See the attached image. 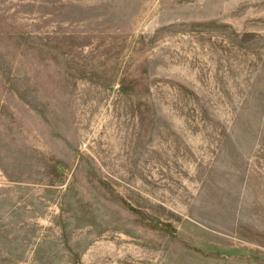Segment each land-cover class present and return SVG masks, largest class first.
Listing matches in <instances>:
<instances>
[{
  "label": "rangeland",
  "instance_id": "rangeland-1",
  "mask_svg": "<svg viewBox=\"0 0 264 264\" xmlns=\"http://www.w3.org/2000/svg\"><path fill=\"white\" fill-rule=\"evenodd\" d=\"M0 264H264V0H0Z\"/></svg>",
  "mask_w": 264,
  "mask_h": 264
}]
</instances>
